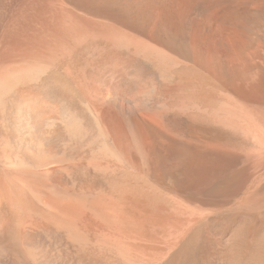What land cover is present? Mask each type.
<instances>
[{"label": "bare ground", "instance_id": "obj_1", "mask_svg": "<svg viewBox=\"0 0 264 264\" xmlns=\"http://www.w3.org/2000/svg\"><path fill=\"white\" fill-rule=\"evenodd\" d=\"M137 57L146 87L122 77ZM46 79L0 149V264H264V0H0V111ZM72 152L120 197L54 179ZM167 225L175 246L140 254Z\"/></svg>", "mask_w": 264, "mask_h": 264}, {"label": "rangeland", "instance_id": "obj_2", "mask_svg": "<svg viewBox=\"0 0 264 264\" xmlns=\"http://www.w3.org/2000/svg\"><path fill=\"white\" fill-rule=\"evenodd\" d=\"M88 50V49H86ZM85 50V51H86ZM89 51V50H88ZM126 52V54H125ZM85 53V52H84ZM124 54L127 55L128 54V51L126 49H124ZM83 56L84 54H82L81 58L78 57V61L79 63L83 62ZM138 59H131L129 60L127 63L124 64V67H123V79L124 81L130 83V84H133L135 86H139V87H146L149 85V82H153L151 81L152 80V68L145 62L144 59H142L141 57H137ZM83 60V61H82ZM144 76V77H143ZM131 81V82H130ZM48 82V83H47ZM51 83V80L49 79H46V80H41V82H34V81H30V82H21L19 84V86L16 87V90H14L13 92H11L10 94H8V98L5 97V107L3 108V110L0 111V149H9V151L11 152H17V149L19 147V144L21 142V140H23V137H25V135L30 131L32 132L31 130L32 129H28V128H32V125L27 123V119H26V115L25 113L20 110L22 109L21 106H19V102H17V99L19 100V97L21 95H26V94H30L31 95H35L34 93H41L43 92L45 89L49 88L48 85H50ZM46 84V85H45ZM45 86V87H44ZM27 89V90H25ZM26 92V94L23 92ZM16 92V93H15ZM15 96H14V94ZM36 93V96L38 95ZM13 95V96H12ZM19 96L17 99H15V97ZM10 97V98H9ZM13 97V98H12ZM12 98V99H11ZM8 99V100H7ZM15 99V100H13ZM13 101V102H12ZM12 103V104H11ZM76 104L78 106H82L83 104V100L80 99V98H76ZM12 105V106H10ZM50 105V106H49ZM48 105V108H50V110H53L54 108L56 109V105L53 104V103H49ZM20 107V108H19ZM10 108V109H9ZM9 111V112H8ZM23 112V113H22ZM20 113V114H19ZM20 115L19 117H16V115ZM8 115V116H7ZM16 117V119H15ZM10 120V121H9ZM26 121V123L30 126H26V123H24ZM20 122V123H19ZM23 122L24 126H19L21 125V123ZM19 126V127H18ZM26 126V127H25ZM23 127V128H21ZM25 128V129H24ZM19 129V130H18ZM24 129V130H23ZM28 129V131L26 130ZM25 130L27 131L26 133ZM20 131V132H19ZM25 134H23V133ZM19 134V135H18ZM15 135V136H14ZM29 135V134H27ZM26 135V137H27ZM31 136V135H30ZM17 137V138H16ZM21 138V139H20ZM28 138V137H27ZM19 139V140H17ZM19 143H18V142ZM17 142V143H16ZM4 143V144H2ZM9 144V145H8ZM16 145V146H15ZM18 145V146H17ZM4 146H6V148H4ZM14 147V148H13ZM17 149H16V148ZM11 148V149H10ZM16 149V150H14ZM75 153V154H74ZM77 154V155H76ZM75 155V156H74ZM87 158H84L82 154H80L79 152H72V153H69V154H66V153H57L50 161V163H52V165L55 166L54 169L51 170V176L58 180L59 177L62 175V174H65V175H69V178L71 180V182L68 183L67 187L68 189L70 188L71 189V185L73 186L71 190H73V188L75 190L77 189H80V188H85V189H89L92 193L94 194H100L99 192H101L102 195H106L107 196H116V197H120V193L118 191H116L114 188H113V183L111 181V179H109L106 175H103V174H100L96 171H92V170H89L87 167H86V163L88 162V159L86 160ZM87 161V162H86ZM1 160H0V169H4L3 168V165L1 164ZM57 163V164H56ZM2 166V167H1ZM59 167V168H58ZM34 169V168H32ZM62 169V170H61ZM35 170V169H34ZM38 171V169H36ZM89 170V171H88ZM61 172V173H60ZM71 175V177H70ZM143 182V184H142ZM140 181V184L142 186H145L147 185V187L149 186L148 184H145L144 181ZM111 185V186H110ZM80 186V187H79ZM83 186V187H82ZM89 186V187H87ZM145 187V188H147ZM151 188V189H150ZM105 189V190H104ZM147 189L149 190H152V191H157L156 188L152 187V186H149ZM111 190V191H110ZM98 191V192H97ZM96 194V195H97ZM47 195L48 197H54L52 196L53 194H51L50 192H47ZM51 195V196H50ZM154 196L156 198H158V200L160 202H163L167 205L168 208H170L171 210H174L173 208L176 209L175 207V203L162 191H157L156 194H154ZM6 205L4 207V205H2V207L0 206L1 210L4 209L3 211H1L4 215L6 216L5 218L8 219V218H11L10 216L12 215V210L10 209V207ZM6 208V209H5ZM8 209V210H7ZM175 211V210H174ZM178 214H183L182 212L178 213ZM3 216V217H4ZM152 227V228H151ZM152 229V230H151ZM149 230L152 232V234H150L149 232H146V235L147 236H151L152 238H156L157 236L156 235H160L161 239H153V241L157 240L156 243V246H154L152 244H149L153 241H150V242H147L149 240H137V242L135 243L136 244V247L138 249V251H140L139 253L142 255L144 254V252L146 254H144V256L146 257H154L156 254H158L156 256L157 259H160L162 258V256H164L166 254V249H168L169 245H171L172 243H174V241L172 240L171 241V238L175 237V238H178L181 233H180V230L178 229H174L172 226L170 225H167L165 226L164 229H160L162 234L160 232H158L159 229H154L153 226H150ZM171 230V231H170ZM166 231V232H165ZM173 231V232H172ZM48 232V231H47ZM51 231H49L46 235L49 236L48 234L50 233ZM157 232L159 234H157ZM170 232V234H169ZM178 232V233H177ZM52 233V232H51ZM50 233V234H51ZM53 237L51 239V235L49 236V240H51L52 242H57V240L59 241L60 240V235L57 234V232H53ZM57 234V235H56ZM59 235V236H58ZM162 235V236H161ZM165 235V236H164ZM169 235V236H168ZM172 235V236H170ZM177 236V237H176ZM149 237V239L151 238ZM168 237V239H166ZM59 238V239H58ZM146 239H148V237H144ZM151 238V240H152ZM158 238V237H157ZM62 239V238H61ZM165 242H162L164 241ZM128 244L131 243V241L127 238L124 239ZM169 240L171 242H169ZM146 242V243H145ZM169 242V245L166 246V244ZM133 243V242H132ZM163 246H166L164 247V250H162V247L161 246L162 244H164ZM157 244L160 246L159 247V251L156 252V249L158 250V248H155L154 250V247H157ZM175 244V243H174ZM173 245V244H172ZM143 246V247H142ZM151 246L153 248H151ZM175 245L173 246H170V250L174 247ZM150 248V249H149ZM147 249V250H146ZM152 249V250H151ZM163 251L160 253V251ZM168 250V251H170ZM154 253H153V252ZM167 251V252H168ZM152 253V254H151ZM154 255V256H153ZM155 259V257L153 258ZM156 259V260H157Z\"/></svg>", "mask_w": 264, "mask_h": 264}]
</instances>
